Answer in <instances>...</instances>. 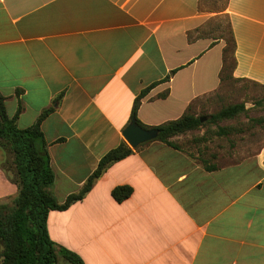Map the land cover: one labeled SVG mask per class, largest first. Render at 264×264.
Segmentation results:
<instances>
[{
	"label": "crops",
	"instance_id": "1",
	"mask_svg": "<svg viewBox=\"0 0 264 264\" xmlns=\"http://www.w3.org/2000/svg\"><path fill=\"white\" fill-rule=\"evenodd\" d=\"M204 1L0 0V94L11 118L22 107L20 129L51 110L41 130L60 203L125 140L144 90L156 84L138 118L157 127L221 88L227 42L212 21H229L233 79L264 87V0ZM214 167L148 142L51 211L50 238L84 264H264V147ZM121 186L133 194L117 202ZM18 192L0 168V201Z\"/></svg>",
	"mask_w": 264,
	"mask_h": 264
},
{
	"label": "trees",
	"instance_id": "2",
	"mask_svg": "<svg viewBox=\"0 0 264 264\" xmlns=\"http://www.w3.org/2000/svg\"><path fill=\"white\" fill-rule=\"evenodd\" d=\"M232 40L234 57L236 45L233 36ZM228 61L227 45L224 50V71ZM169 80L170 77H167L164 82ZM155 86L156 84L147 88L136 98L132 120L144 129L159 130V136L154 141H161L175 149H180L171 140L201 127L204 124L201 121L202 117L192 114L190 107V110L177 120L157 127L144 125L138 118V110L142 100ZM5 101L6 98L0 94V143L4 142L9 146L14 155L12 168L15 170V178H8L18 186L19 192L10 203L0 201V264H58L60 257L70 264H84L78 254L57 245L50 238L47 228L49 213L68 210L73 204L86 198L97 180L111 165L139 151L147 143L133 149L124 140L101 159L97 169L79 192L68 196L64 203H60L51 191L55 183V175L50 164L48 143L41 130V122L51 110L43 112L33 126L20 129L16 122L22 107L20 106L16 115L11 118L7 113ZM244 111V104L232 105L213 115L211 119L214 122L230 119ZM0 168L8 176V170L1 165ZM205 168L216 170L214 166L205 165ZM132 194L133 189L129 186L117 187L112 191V197L117 202L125 201Z\"/></svg>",
	"mask_w": 264,
	"mask_h": 264
},
{
	"label": "rangeland",
	"instance_id": "3",
	"mask_svg": "<svg viewBox=\"0 0 264 264\" xmlns=\"http://www.w3.org/2000/svg\"><path fill=\"white\" fill-rule=\"evenodd\" d=\"M213 1L216 9L227 3V0ZM206 2L204 1V4L208 5L210 0ZM211 25L215 27L214 35L223 36L229 48L225 81L217 92L204 98L193 108V114L206 118L204 124L196 130L180 135L174 141L197 162L206 166L222 167L238 163L264 147V87L254 82L233 79L231 70L234 67V44L229 21L225 16L212 21ZM240 104L245 105V111L234 118L216 122L211 119L224 108ZM0 146V165L8 170V177L14 179V155L4 142H1ZM12 200L1 202L10 203ZM58 264L70 263L60 257Z\"/></svg>",
	"mask_w": 264,
	"mask_h": 264
},
{
	"label": "water",
	"instance_id": "4",
	"mask_svg": "<svg viewBox=\"0 0 264 264\" xmlns=\"http://www.w3.org/2000/svg\"><path fill=\"white\" fill-rule=\"evenodd\" d=\"M206 118L202 117L201 121H205ZM160 131L157 129H144L140 127L135 120H132L130 125L124 130L125 141L130 147L136 149L142 144L154 141L158 138Z\"/></svg>",
	"mask_w": 264,
	"mask_h": 264
}]
</instances>
